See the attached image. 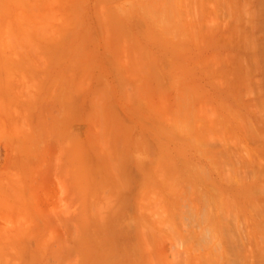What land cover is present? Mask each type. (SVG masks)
<instances>
[{"label": "rangeland", "instance_id": "1", "mask_svg": "<svg viewBox=\"0 0 264 264\" xmlns=\"http://www.w3.org/2000/svg\"><path fill=\"white\" fill-rule=\"evenodd\" d=\"M0 264H264V0H0Z\"/></svg>", "mask_w": 264, "mask_h": 264}, {"label": "bare ground", "instance_id": "2", "mask_svg": "<svg viewBox=\"0 0 264 264\" xmlns=\"http://www.w3.org/2000/svg\"><path fill=\"white\" fill-rule=\"evenodd\" d=\"M165 8V7H164ZM221 200V199H220ZM222 201V200H221ZM219 224V223H218ZM213 225V224H212ZM215 225V224H214ZM220 226V225H219ZM206 234H207V232H206ZM203 236V235H202ZM208 236V235H207Z\"/></svg>", "mask_w": 264, "mask_h": 264}]
</instances>
